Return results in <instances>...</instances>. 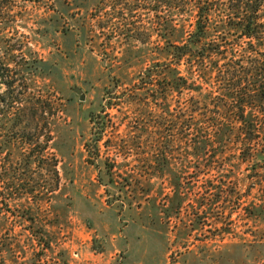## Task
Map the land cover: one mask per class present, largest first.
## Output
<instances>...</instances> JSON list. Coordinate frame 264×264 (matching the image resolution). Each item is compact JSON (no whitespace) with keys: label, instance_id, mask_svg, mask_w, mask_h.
Wrapping results in <instances>:
<instances>
[{"label":"rangeland","instance_id":"obj_1","mask_svg":"<svg viewBox=\"0 0 264 264\" xmlns=\"http://www.w3.org/2000/svg\"><path fill=\"white\" fill-rule=\"evenodd\" d=\"M158 2L0 0V264H264L262 157L147 84L195 23Z\"/></svg>","mask_w":264,"mask_h":264},{"label":"trees","instance_id":"obj_2","mask_svg":"<svg viewBox=\"0 0 264 264\" xmlns=\"http://www.w3.org/2000/svg\"><path fill=\"white\" fill-rule=\"evenodd\" d=\"M163 2L173 12L191 7L195 23L184 40L167 41L168 63L148 69L147 84H152L154 74L170 92L188 91L200 96L190 97L183 110L189 142L207 145L215 137L232 134L251 157L259 155L264 161V0ZM178 32L172 25V35ZM7 96L0 94V106ZM102 119L91 118L97 137L105 129Z\"/></svg>","mask_w":264,"mask_h":264},{"label":"water","instance_id":"obj_3","mask_svg":"<svg viewBox=\"0 0 264 264\" xmlns=\"http://www.w3.org/2000/svg\"><path fill=\"white\" fill-rule=\"evenodd\" d=\"M78 93H81V91H77ZM84 100V95H81V101H83Z\"/></svg>","mask_w":264,"mask_h":264}]
</instances>
